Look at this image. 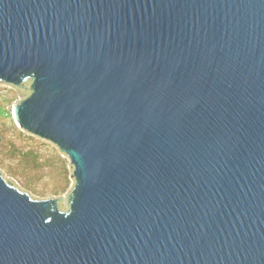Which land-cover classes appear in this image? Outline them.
Listing matches in <instances>:
<instances>
[{"label": "water", "instance_id": "water-1", "mask_svg": "<svg viewBox=\"0 0 264 264\" xmlns=\"http://www.w3.org/2000/svg\"><path fill=\"white\" fill-rule=\"evenodd\" d=\"M0 84L72 180L0 264H264V0H0Z\"/></svg>", "mask_w": 264, "mask_h": 264}, {"label": "rangeland", "instance_id": "rangeland-1", "mask_svg": "<svg viewBox=\"0 0 264 264\" xmlns=\"http://www.w3.org/2000/svg\"><path fill=\"white\" fill-rule=\"evenodd\" d=\"M24 98L0 84V171L32 197L64 195L72 183L67 158L14 122L13 105Z\"/></svg>", "mask_w": 264, "mask_h": 264}, {"label": "trees", "instance_id": "trees-1", "mask_svg": "<svg viewBox=\"0 0 264 264\" xmlns=\"http://www.w3.org/2000/svg\"><path fill=\"white\" fill-rule=\"evenodd\" d=\"M1 109V108H0ZM3 111H4V109H3Z\"/></svg>", "mask_w": 264, "mask_h": 264}]
</instances>
